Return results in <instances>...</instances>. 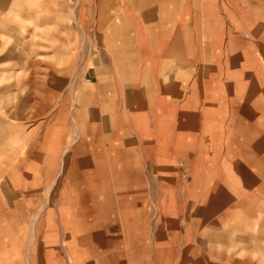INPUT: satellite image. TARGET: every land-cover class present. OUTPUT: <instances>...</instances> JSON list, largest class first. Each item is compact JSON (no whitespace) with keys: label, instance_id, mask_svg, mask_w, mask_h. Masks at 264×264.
<instances>
[{"label":"crops","instance_id":"1","mask_svg":"<svg viewBox=\"0 0 264 264\" xmlns=\"http://www.w3.org/2000/svg\"><path fill=\"white\" fill-rule=\"evenodd\" d=\"M29 47L42 70H58L33 81L55 82L49 90L62 98L33 124V264H129L152 192L160 207H182V161L232 169L244 194L262 191L264 178L250 182L256 170L235 164L264 160V0H0V81L21 79L7 66ZM5 112L0 105V224L31 187L5 168ZM151 175L163 183L152 188ZM132 193L142 195L127 200ZM133 205L140 220H129ZM3 241L0 230L1 264L17 251Z\"/></svg>","mask_w":264,"mask_h":264},{"label":"rangeland","instance_id":"2","mask_svg":"<svg viewBox=\"0 0 264 264\" xmlns=\"http://www.w3.org/2000/svg\"><path fill=\"white\" fill-rule=\"evenodd\" d=\"M83 39L82 48L87 43L86 38ZM15 51L21 53L18 56L22 63L16 66H7V69H11L12 73L20 71L21 79L0 81V88L5 89V94L0 95V105L6 111L1 115H5L7 126H13L12 129L7 130L8 136L11 130V135L10 138H7L5 146L7 157L5 168L21 170L22 180L26 184H30L31 187L18 195V199L12 204L9 203L10 207L6 208L5 213L8 218L12 217L7 219L11 223L0 224V230H5V241L2 242L4 246L7 249H17L15 256L12 255L13 252H8L11 255L5 257V264H33V153L30 155V152H33V124L39 120L50 119L54 114L53 111L61 104L62 98L52 96V83L55 82L45 77L33 81V74L36 72L38 75L35 74V76H41V72L47 71V74H50L56 73L58 70L53 72L42 70L44 64L33 61V50L30 47L29 49L18 48ZM7 56H9L8 53ZM41 62H45V59L43 58ZM76 65V67L74 64L70 65V70L75 75L81 71L80 63ZM54 68L56 69V66ZM33 69L35 70L33 71ZM7 77L10 78L9 75ZM70 89L71 125L76 120V113L73 110L75 106L73 87L71 86ZM72 128L71 126L70 133H72ZM35 138L39 137L36 135ZM249 155L245 154V156ZM30 156L32 160H29ZM1 163L0 161V165ZM190 164V162L182 161L185 171L186 168L189 170L181 178L182 207L177 211L168 207H160L157 204V198L154 197L157 194L152 192V197L145 207V219L141 220L146 224L138 233L139 240L135 242L133 240V249L129 250L128 263L264 264V186L259 193L244 194L241 191L243 184L230 169L232 166L228 171H226L227 169L206 171L199 168L194 170ZM235 165L241 167L240 172L242 173L246 172L244 167L246 169L248 167L251 172L256 170L249 176L250 182L260 181L264 178V160L258 166L259 163L257 164V161L253 160L250 155L249 159ZM203 172L218 175H201ZM250 178H254V180ZM140 179V176L133 178L134 181ZM146 179L152 188L153 186L157 188L163 183V178L159 175H151ZM7 180L14 184V178L7 177ZM165 180L173 181V177H166ZM212 188L213 192L201 191ZM230 190L234 191L230 192ZM8 195L12 197V194ZM139 195L142 194H128L127 200H134ZM44 197L50 201L54 199L55 194L46 193ZM133 207L136 208L135 205ZM173 215L176 216L175 219ZM18 217H21L22 223H15L19 219ZM129 220H140L139 210L135 209L133 218ZM257 223L261 225H259V231L255 232L249 224ZM19 227L21 228L20 232H18ZM242 229H245L247 233L242 232ZM236 236H240L241 240L236 239ZM120 244L121 242H119ZM44 245L39 242V248H43ZM126 246L123 245V248ZM45 249L47 247L43 248V250ZM38 259L40 262L42 261L41 256ZM14 260L16 261L13 262Z\"/></svg>","mask_w":264,"mask_h":264}]
</instances>
